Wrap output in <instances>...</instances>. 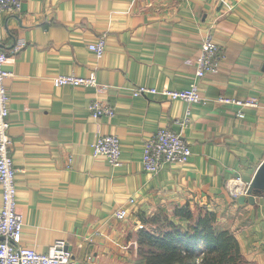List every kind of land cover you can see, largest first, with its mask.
<instances>
[{
	"label": "crops",
	"instance_id": "0c3cea01",
	"mask_svg": "<svg viewBox=\"0 0 264 264\" xmlns=\"http://www.w3.org/2000/svg\"><path fill=\"white\" fill-rule=\"evenodd\" d=\"M22 1L19 13H0L22 245L47 253L64 240L77 264H139V215L189 203L217 213L245 259L264 264V194L254 204L232 195L235 180L251 184L264 162V0ZM210 32L225 57L198 80L207 103L133 95L139 86L189 88ZM101 38L98 58L89 46ZM72 74H95L99 85H57ZM94 100L115 116L93 118ZM161 128L180 133L192 155L151 174L145 142ZM104 135L120 138L121 166L93 155ZM121 207L130 209L124 221L115 217Z\"/></svg>",
	"mask_w": 264,
	"mask_h": 264
},
{
	"label": "built area",
	"instance_id": "2783aa9c",
	"mask_svg": "<svg viewBox=\"0 0 264 264\" xmlns=\"http://www.w3.org/2000/svg\"><path fill=\"white\" fill-rule=\"evenodd\" d=\"M22 6V0H0V13L7 11L16 14L21 11ZM2 44L3 34L0 26V186L3 188V208L0 211V264H77L64 240H57L47 253H39L35 249L22 245L24 218L23 214L18 211L17 204V175L19 169L15 166L12 156L11 97L6 88V80L12 77L13 74L5 68L9 56ZM23 45V42L20 43L15 48V51H18ZM89 49L98 58H102L106 52V40L101 38L97 43L91 44ZM224 57V53L215 42L214 35L210 32L203 40L202 53L196 62L195 79L189 88L181 90L164 88L163 90H158L153 87L139 86L133 88V95L161 94L171 101L183 100L189 105L205 104L209 99L200 92L198 80L203 79L208 74L219 72ZM55 81L59 86L97 87L99 85L95 74L88 78L78 77L74 74L59 75ZM217 101L242 105L254 104L253 101L242 103L223 96L218 98ZM89 109L93 118L102 116L111 118L116 113L111 105L100 100H94L90 104ZM188 115L190 116V111ZM188 115L181 121L183 127H187L191 121ZM238 116L244 118L245 114L239 111ZM92 150L94 156H104L111 166H121V141L117 135L101 136L92 145ZM191 155L190 146L180 133L170 128H161L145 142L144 168L151 174H157L166 164H187ZM235 182L237 186L232 191L234 198L238 199L240 196L249 195L251 184H244L241 179H237ZM135 202L134 199L129 200L130 204L134 205ZM129 215L130 209L128 207H121L115 213V217L121 221L126 220Z\"/></svg>",
	"mask_w": 264,
	"mask_h": 264
},
{
	"label": "trees",
	"instance_id": "16d2710c",
	"mask_svg": "<svg viewBox=\"0 0 264 264\" xmlns=\"http://www.w3.org/2000/svg\"><path fill=\"white\" fill-rule=\"evenodd\" d=\"M139 264H250L229 229L219 226L217 213L189 204L139 215Z\"/></svg>",
	"mask_w": 264,
	"mask_h": 264
},
{
	"label": "water",
	"instance_id": "95a60500",
	"mask_svg": "<svg viewBox=\"0 0 264 264\" xmlns=\"http://www.w3.org/2000/svg\"><path fill=\"white\" fill-rule=\"evenodd\" d=\"M264 194V162L259 168L255 178L251 182L250 188H249V195H248V200L246 196H241L239 198L240 203L244 202H250L254 204L255 202V197L256 196H261Z\"/></svg>",
	"mask_w": 264,
	"mask_h": 264
},
{
	"label": "rangeland",
	"instance_id": "374dc122",
	"mask_svg": "<svg viewBox=\"0 0 264 264\" xmlns=\"http://www.w3.org/2000/svg\"><path fill=\"white\" fill-rule=\"evenodd\" d=\"M201 208H197V209H195L197 212L200 210Z\"/></svg>",
	"mask_w": 264,
	"mask_h": 264
}]
</instances>
